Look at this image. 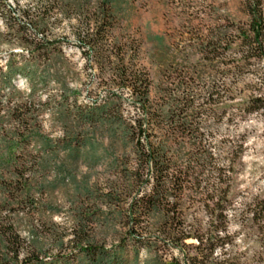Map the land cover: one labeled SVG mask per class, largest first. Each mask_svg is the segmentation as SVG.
I'll use <instances>...</instances> for the list:
<instances>
[{
	"label": "trees",
	"instance_id": "trees-1",
	"mask_svg": "<svg viewBox=\"0 0 264 264\" xmlns=\"http://www.w3.org/2000/svg\"><path fill=\"white\" fill-rule=\"evenodd\" d=\"M3 1L31 55L11 53L6 70L0 60V264H210L232 217L264 236V196L234 192L248 138L236 129L264 116V0H243L247 21L216 24L200 47H172L156 79L136 47L113 37L122 0H44L38 17ZM54 9L94 20L78 38L105 91L91 103L64 82L62 41L49 36ZM49 77L62 86L58 101L38 94ZM50 110L60 137L44 129ZM63 188L61 223L53 195Z\"/></svg>",
	"mask_w": 264,
	"mask_h": 264
},
{
	"label": "rangeland",
	"instance_id": "rangeland-1",
	"mask_svg": "<svg viewBox=\"0 0 264 264\" xmlns=\"http://www.w3.org/2000/svg\"><path fill=\"white\" fill-rule=\"evenodd\" d=\"M7 2L31 9L33 17L40 16L49 6L44 0ZM0 5V60L6 70L11 53H21L27 59L31 53L29 48L18 44V38L7 26L1 10L7 4L0 0ZM119 10L113 37H117L123 47H136L139 54L135 59L155 79L158 66L166 62L172 47H200L199 42L209 39L216 31V24H228L230 20L245 22L248 19L243 0H122ZM16 13L19 15L20 11ZM87 19H79L73 15L68 17L54 9L49 12L48 20L49 36L62 41L60 48L66 60L64 65L60 63L59 66L63 70L64 82L68 88L77 90L76 100L81 104L91 103L92 99L105 94L100 84V72L94 61V53L86 45L81 47L78 44V38L92 32L95 27L94 20L90 17ZM218 31L223 32L225 29ZM31 33L28 30V34L32 35ZM17 85L21 90L30 92V85L23 79L18 80ZM61 88L54 78L49 77L46 86L39 88L38 94L43 100L49 95L51 99L58 101ZM69 103L72 104V101ZM53 115L51 110L45 113L44 129L51 136L60 137L63 128ZM221 126L226 127L224 123ZM236 131L245 133L248 138L245 154L238 165L234 192L240 195L241 200L248 201L256 196H264V116L251 115L247 121L240 123ZM80 169L84 171L85 167L80 166ZM68 190L70 189H60L53 195L60 208L53 218L61 223L67 218L65 212L68 208ZM19 230L23 237L32 238L27 227ZM228 234V242L222 249H216L210 264H264V236L256 223L243 224L241 218L232 217ZM170 254L177 255V251L171 249ZM144 257L145 254L142 253L140 260Z\"/></svg>",
	"mask_w": 264,
	"mask_h": 264
}]
</instances>
